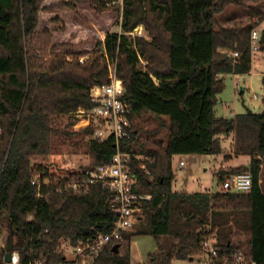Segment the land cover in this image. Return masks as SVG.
<instances>
[{
	"label": "trees",
	"instance_id": "trees-1",
	"mask_svg": "<svg viewBox=\"0 0 264 264\" xmlns=\"http://www.w3.org/2000/svg\"><path fill=\"white\" fill-rule=\"evenodd\" d=\"M84 1L96 13L121 10V21L120 32H106L80 62L86 52H58L66 44H52L47 28L36 29L42 0H0V226L5 223L13 233L12 250L18 252L19 264L42 255H46L44 264H66V256L57 250L62 241L77 245L113 228L116 217L109 190L97 184L87 193H59L46 165L63 117L75 128L73 132L64 129L66 136L89 137V166L110 162L116 150L114 138L98 142L92 138L94 125L78 129L72 117L78 108L93 106L92 86L109 81L107 59L116 62L123 98L131 105V138L122 140L119 148L132 154L138 189L151 198L142 202L134 230L125 232L123 240L109 243L93 264H130V242L143 235L155 240L157 248L148 256L153 263L160 253L161 264L195 259L203 255L201 241L208 227L222 258L241 252L245 260L264 264V195L259 185L264 113H247L255 125L260 158L251 157L248 165L219 168L216 173L219 185L228 174L250 173L248 193H189L171 188L174 156L222 153L220 136L231 133L234 122L214 116L217 95L224 88V75L250 71V32L263 12L248 7L256 21L220 26L217 15L238 5V0H122L121 4L118 0H58L45 9L76 11L75 3ZM137 26L146 35L130 40L128 33ZM259 49L264 51V30ZM223 50L237 51L239 56ZM141 117L152 118L154 126L143 130ZM142 131L152 137L165 131L167 140L146 149L138 137ZM138 155L151 160L144 161L151 180L139 169ZM36 174L50 181L42 187L48 194L46 202L36 197L31 185ZM114 244L119 245L116 252ZM3 254L4 249L0 264H4ZM225 264L235 263L227 260Z\"/></svg>",
	"mask_w": 264,
	"mask_h": 264
},
{
	"label": "rangeland",
	"instance_id": "rangeland-1",
	"mask_svg": "<svg viewBox=\"0 0 264 264\" xmlns=\"http://www.w3.org/2000/svg\"><path fill=\"white\" fill-rule=\"evenodd\" d=\"M72 2V0H66ZM216 1V0H214ZM58 0H42L41 10L38 13L37 30L47 28L52 36V44L63 43L65 46L59 47L58 52H86L81 56L83 61L90 55L91 50L96 42L104 39L106 32H120L121 10L109 9L103 13L93 11L87 2L75 3L76 11L68 8L48 11L45 8L56 4ZM122 0H118L121 4ZM239 4L229 6L222 14L217 15V22L220 26H244L250 21H256L253 18L248 7L263 12L264 17V0H238ZM259 38L256 43L260 42L261 32L264 30V19L256 27ZM146 33L142 26H137L132 32L128 33L129 39L136 36H144ZM222 52L231 54V51L223 50ZM69 55L67 59H71ZM111 61L107 59V63ZM145 62H142V65ZM79 109V108H78ZM77 109V110H78ZM76 110V111H77ZM76 111L72 117L76 118ZM254 114L264 113V51L258 47V51L251 55V68L248 73L224 75V88L217 95V102L214 106V116L232 119L235 131L231 136L221 135V144L226 153L235 151L234 162L231 165H245L251 157L257 156L256 137L253 128L254 123L247 117V113ZM75 121V122H76ZM139 123L143 130L150 129L154 126V121L149 117H141ZM59 132L53 135L51 152L47 158L46 165L49 173L55 178L63 177L70 174L73 170L82 169L89 165V157L86 142L89 137H82L79 134H73L71 137L65 135L64 129L75 131V128L67 125L68 120L63 117L60 120ZM76 126V125H75ZM234 138L236 144L234 145ZM140 142L144 143L146 149L159 147L160 143L164 144L167 140L165 131L160 132L152 137L146 132L138 133ZM242 153V154H239ZM259 156V155H258ZM228 157V156H226ZM180 159L185 161L183 169H177L176 164ZM223 158L217 156L216 159L210 154L199 156H174L172 168L174 179L172 191L174 192H200L216 191L219 189V180L217 173ZM262 189L264 191V161L261 169ZM208 191V192H209ZM9 231L6 224L0 226V250L6 246V239ZM156 243L152 236H138L132 243L133 257L139 253L143 258L141 263L133 260L134 264H161L163 255L160 253L158 258L151 261L148 254L156 249ZM168 250V242L164 239L163 251ZM132 251L130 243V264L132 260ZM203 259L195 258L193 261L174 260L171 264H202Z\"/></svg>",
	"mask_w": 264,
	"mask_h": 264
},
{
	"label": "built area",
	"instance_id": "built-area-1",
	"mask_svg": "<svg viewBox=\"0 0 264 264\" xmlns=\"http://www.w3.org/2000/svg\"><path fill=\"white\" fill-rule=\"evenodd\" d=\"M259 38L257 29L250 32L249 48L252 55L258 51ZM233 57H238L237 51L231 52ZM82 62L83 58H79ZM108 79L104 84H97L90 88L89 98L93 106L89 109L79 108L76 111L78 129L94 125L92 138L102 142L109 137L115 141V152L109 163L96 166H84L82 169L73 170L70 174L55 179L58 186L57 192L72 191L74 193H87L92 186L100 184L113 194L112 209L116 217L113 228L109 233L98 234L77 245H73L69 239L61 242L57 250L66 256V264H93L101 251L111 242L123 240L125 232L134 230L136 216L141 212V204L151 198L148 192H141L138 189L139 177L132 172V154L120 151L119 145L122 140L131 138L132 124L129 120L131 105L123 98L122 81L116 76V62H108ZM140 170L152 179L149 169L144 161L151 160L143 155L135 156ZM184 160L179 161L178 169L183 168ZM224 169V168H223ZM36 174L31 185L36 188V197L48 200V194L42 192L43 186L50 185L47 177L41 178ZM252 187V175L248 172L232 173L226 175L221 183L222 192L248 193ZM32 216L28 217L31 220ZM201 241L204 258L202 264H217L222 260L225 264L231 260L235 264H256L254 261L245 260L241 252L231 258L221 257L216 247L215 234L209 232ZM5 252V246H4ZM46 255L35 257L29 260L28 264H44ZM3 259V255H2ZM4 262V261H3ZM20 257L17 251L11 250L10 261L4 264H19Z\"/></svg>",
	"mask_w": 264,
	"mask_h": 264
},
{
	"label": "crops",
	"instance_id": "crops-1",
	"mask_svg": "<svg viewBox=\"0 0 264 264\" xmlns=\"http://www.w3.org/2000/svg\"><path fill=\"white\" fill-rule=\"evenodd\" d=\"M264 19V17L262 18V20ZM261 20V21H262ZM261 21H260V23H261ZM259 23V24H260ZM235 76H237V75H235ZM253 130H254V133H255V137H256V129L255 128H253ZM235 131V126H234V129H233V132ZM231 133H229V134H226L225 136H231L230 135ZM233 139H234V145L236 144V139L234 138V135H233ZM220 140H221V138H220ZM221 147H222V144H221ZM225 148L224 147H222V153H220V154H218V155H211L212 157H213V159H216L217 158V156H221L222 158H223V161L221 162V164H220V167L219 168H224V169H226V168H236V167H240V166H244V165H231L230 163L231 162H234V157H236L237 156V154H234V152L233 151H229V152H227L226 153V151L224 150ZM239 154H242V153H239ZM226 156H228V157H226ZM255 157H257V158H260V156H255ZM181 160H183V159H180L179 161H181ZM179 161H178V163H179ZM185 162V161H184ZM249 162H250V160L245 164V165H248L249 164ZM178 163L176 164V168L178 169ZM185 166V165H184ZM183 166V167H184ZM181 169H183V168H181ZM261 169H262V164L260 165V172H259V185H260V189H261V192L263 193V195H264V191H263V189H262V177H261ZM218 172V171H217ZM214 175H216V174H214ZM219 189H220V185H219ZM218 189V190H219ZM209 191V190H208ZM207 191V192H208ZM217 191V190H216ZM200 192H203V191H200ZM213 192H215V191H212V190H210L209 191V193H213ZM190 193V192H189ZM137 237H135L134 239H132L131 240V251H132V260H131V264H134L133 263V260H136L138 263H141V261H142V259L143 258H141L140 257V255H139V253H137V257L136 258H134L133 257V250H132V243L135 241V239H136ZM165 241H166V239H165ZM163 244H164V240H163ZM156 250V249H155ZM154 250V251H155ZM153 251V252H154ZM153 252H151V253H153ZM151 253H149V254H151ZM148 254V255H149ZM197 258H199V260L200 259H203L204 258V254L203 255H201V256H199V257H197ZM194 259H191V260H189V261H193ZM252 261V260H251Z\"/></svg>",
	"mask_w": 264,
	"mask_h": 264
},
{
	"label": "water",
	"instance_id": "water-1",
	"mask_svg": "<svg viewBox=\"0 0 264 264\" xmlns=\"http://www.w3.org/2000/svg\"><path fill=\"white\" fill-rule=\"evenodd\" d=\"M13 243H14L13 233L10 232L8 234V236H7V239H6L5 252L3 254V261L4 262H9L10 261V252H11V250L13 248ZM118 247H119L118 244H114V246L112 247V250L114 252H116L118 250Z\"/></svg>",
	"mask_w": 264,
	"mask_h": 264
}]
</instances>
